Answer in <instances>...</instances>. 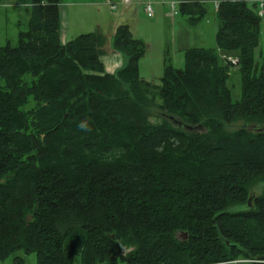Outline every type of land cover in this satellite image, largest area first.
<instances>
[{
    "label": "trees",
    "instance_id": "obj_1",
    "mask_svg": "<svg viewBox=\"0 0 264 264\" xmlns=\"http://www.w3.org/2000/svg\"><path fill=\"white\" fill-rule=\"evenodd\" d=\"M30 1L19 45L0 48V260L264 264V18L247 0H181L190 26L219 3L216 45L238 63L187 49L184 69L166 67L155 85L140 77L147 48L128 25L113 39L125 63L108 74L102 34L63 43L62 0Z\"/></svg>",
    "mask_w": 264,
    "mask_h": 264
},
{
    "label": "rangeland",
    "instance_id": "obj_2",
    "mask_svg": "<svg viewBox=\"0 0 264 264\" xmlns=\"http://www.w3.org/2000/svg\"><path fill=\"white\" fill-rule=\"evenodd\" d=\"M181 0H62L60 4V27L62 35L67 31V41L73 40L79 35L89 33H102L109 35L115 26L128 25L133 35L146 44V53L140 60V77L155 85L161 84L166 67L176 70L185 67V51L188 49H208L214 51L218 57L219 65L226 64L227 54L217 48L216 33L218 20L216 16L217 7L213 2L204 4L207 13L205 17L195 26H190L187 17L180 13ZM258 1L247 0L250 9L258 13ZM152 4L153 16L149 17L145 11V5ZM172 3L175 4L176 14L172 16ZM78 5H81L80 7ZM115 7V8H114ZM166 8V16L164 15ZM66 13L70 16V27L67 28L64 21H61ZM30 0H0V48L10 45H19L20 32L28 30L31 19ZM63 22V24H62ZM180 25L183 27L180 29ZM182 32V33H180ZM62 37V36H61ZM106 37V36H105ZM186 39V40H185ZM190 40V41H189ZM64 40H62L63 42ZM64 43V42H63ZM107 48V47H106ZM118 53V52H117ZM113 54V53H112ZM109 50L102 51L100 61L104 65V71L112 68L110 61H113ZM120 54V53H118ZM264 54V19L259 34V45L255 50V63L261 68ZM122 55V54H121ZM124 62L114 71H118ZM235 60V58H233ZM229 65V64H228ZM234 66V65H233ZM114 72V73H115ZM30 80V78H28ZM228 87L232 93L234 102H239L242 95L241 76L238 67H231L229 71ZM35 104L30 103L24 110H31ZM155 122L156 119L153 118ZM241 123L230 125L228 131H234ZM261 185L251 189L250 194H261ZM252 205H241L234 211L244 212L251 209ZM31 218L28 219L30 221ZM126 249V248H125ZM126 253L129 249L125 250ZM22 258L23 264H37L35 254H24L18 252L0 264H16V258ZM72 264H84L81 256H76ZM119 264H125L120 262ZM233 264H250L247 260H239Z\"/></svg>",
    "mask_w": 264,
    "mask_h": 264
},
{
    "label": "crops",
    "instance_id": "obj_3",
    "mask_svg": "<svg viewBox=\"0 0 264 264\" xmlns=\"http://www.w3.org/2000/svg\"><path fill=\"white\" fill-rule=\"evenodd\" d=\"M79 7L81 6V5H78ZM61 10V9H60ZM164 15L166 16V8H165V13H164ZM64 18L65 19H63V17H62V12H61V21H64L65 22V24H66V26H67V28L68 27H70V16H69V14L68 13H66V15L64 16ZM62 24H63V22H62ZM117 26V25H116ZM115 26V28H114V30H113V32L112 33H110L109 35H104V34H102L103 36H104V38L106 39V46H105V49L106 50H109L110 51V54H112V57H113V61H110V64L112 65V68L110 69V68H108V70H107V72L106 73H108V74H114V70L117 68V67H119L121 64H123V62H124V59H123V57H122V55L121 54H118L115 50H114V48H113V39H114V33H115V30H116V27ZM181 28H183L181 25H180V29ZM69 29V28H68ZM180 33H182V32H180ZM81 35H82V33H81ZM61 38H62V40H64L63 42L64 43H66L67 42V39H66V36H67V31L65 32V34L64 35H62V30H61ZM106 36V37H105ZM186 40V39H185ZM190 41V40H189ZM107 47V48H106ZM188 49V47H183V51H185V50H187Z\"/></svg>",
    "mask_w": 264,
    "mask_h": 264
},
{
    "label": "built area",
    "instance_id": "obj_4",
    "mask_svg": "<svg viewBox=\"0 0 264 264\" xmlns=\"http://www.w3.org/2000/svg\"><path fill=\"white\" fill-rule=\"evenodd\" d=\"M128 1V0H127ZM172 16L176 14V11H175V4L172 3ZM218 5L219 3L216 2V7L218 8ZM257 7L259 9L258 11V15L261 17V18H264V1H258L257 2ZM115 8V7H114ZM145 11L146 13L148 14L149 17H152L153 16V8H152V4L151 3H147L145 5ZM229 62L233 63V64H237L238 63V60L235 59L233 60V58H228Z\"/></svg>",
    "mask_w": 264,
    "mask_h": 264
},
{
    "label": "water",
    "instance_id": "obj_5",
    "mask_svg": "<svg viewBox=\"0 0 264 264\" xmlns=\"http://www.w3.org/2000/svg\"><path fill=\"white\" fill-rule=\"evenodd\" d=\"M169 118H170V120L172 121V123H173L175 126H177V127H179V128H183V127H184L186 130H189V131L193 130V128L190 127V126H188V125H185V126H184V124H183L181 121H179L178 119H175V118H173V117H169ZM260 131H263V130L261 129ZM250 201H251V200H250ZM184 236H186V234H185ZM124 253H126V252L124 251Z\"/></svg>",
    "mask_w": 264,
    "mask_h": 264
},
{
    "label": "clouds",
    "instance_id": "obj_6",
    "mask_svg": "<svg viewBox=\"0 0 264 264\" xmlns=\"http://www.w3.org/2000/svg\"><path fill=\"white\" fill-rule=\"evenodd\" d=\"M78 127L80 128V129H86V127H87V125H86V123L85 122H80L79 124H78Z\"/></svg>",
    "mask_w": 264,
    "mask_h": 264
}]
</instances>
